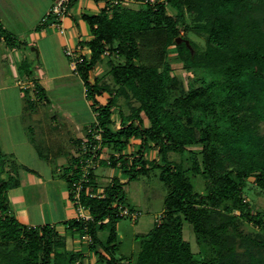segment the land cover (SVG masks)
I'll return each instance as SVG.
<instances>
[{
	"label": "trees",
	"instance_id": "trees-1",
	"mask_svg": "<svg viewBox=\"0 0 264 264\" xmlns=\"http://www.w3.org/2000/svg\"><path fill=\"white\" fill-rule=\"evenodd\" d=\"M167 5L176 12L170 13ZM83 16L93 37L86 41L89 54L78 62L76 71L96 113L87 127V148L100 144L98 156L104 147L111 149L110 157L100 158L99 165L120 168L127 181L160 167V178L170 188L162 222L137 235L140 249L133 264H264V213L254 212L243 195L252 175L264 188V133L260 132L264 0H154L141 8L107 0L99 13ZM190 32L204 35L205 46ZM178 36L188 38L194 52L185 39L177 42ZM1 39L10 46L19 41L0 19ZM172 45L185 69L198 75L188 86L168 60ZM106 51L111 56L113 83L104 74L91 78ZM33 82L36 99L46 98L45 87L35 77ZM23 90L30 107L36 100L29 89ZM105 93L108 98L103 102L100 96ZM120 96L125 97L129 113L123 112ZM116 108L121 114L118 123L113 116ZM98 132L101 139L95 138ZM133 139L139 140V148L125 151ZM154 148L157 155L151 158ZM186 150L191 153L190 171L170 157ZM83 153L72 155L61 173L72 200L73 183L83 172ZM21 165L0 143V168L7 174H0V264H91L84 251L67 247V236L56 225H28L12 213L9 190L19 184ZM188 172L203 177V191L196 189ZM127 181L113 175L100 191L96 170L91 168L89 181L80 190V201L91 218L64 221L66 229L81 238L91 236L89 250L97 254L99 264H125L116 253L120 249L117 221L125 216L121 207H126ZM182 214L193 224L198 240L212 246L210 256L196 257L183 235ZM244 221L258 225L261 233L244 231Z\"/></svg>",
	"mask_w": 264,
	"mask_h": 264
},
{
	"label": "rangeland",
	"instance_id": "rangeland-1",
	"mask_svg": "<svg viewBox=\"0 0 264 264\" xmlns=\"http://www.w3.org/2000/svg\"><path fill=\"white\" fill-rule=\"evenodd\" d=\"M147 1L153 2L154 0H113L114 4H121L132 8L144 7ZM31 2L32 0H21V5L24 9H28ZM167 6L170 13L176 12V9L172 6ZM188 19L190 20L189 17ZM8 28H10L8 29L9 32H13L15 36L17 35L21 38L19 34H16L17 31L15 29L17 27L11 24ZM24 32H26L24 34L29 33V31ZM189 35L201 47L205 46L206 39L204 35L197 34L195 32H190ZM189 42V47L192 52H194V47L190 40ZM16 46L22 48L25 47L26 50L33 55L31 46L25 44L24 41L20 42L19 40ZM38 46L41 48L42 56L37 57V54H35L34 56L26 58L22 61L16 59V62H18L16 66H18V68L20 67L19 70L22 76V78H18V82L21 87L13 86L0 91V104L3 102L5 103V106L0 109V119H6L5 121H7L8 126L13 128L12 137L17 144L21 142V140L25 141V138L28 140H30L31 137L34 138L35 143L42 148L46 156L52 158V164L55 165L59 160L56 154L52 155V147H61L62 149H66L67 142V129L64 125L60 124L59 114H57V111L62 114V112H65V109H69V112L72 113L74 119L86 126L93 124L95 121V111L90 104V100L87 98L83 79L71 67L70 57L69 59L62 57L58 63H55L50 61L47 46L41 42ZM176 49L175 45L169 47L168 60L171 62L174 72L177 73L180 78H182L185 85L188 86L190 80L198 75H196L193 71L185 69L184 62L176 57ZM110 58V53L106 51L103 61L93 69L91 75L92 79L96 75L104 74L105 78L113 83V76L109 71L111 67V64H109ZM113 59L114 61L124 60V58L121 57H113ZM33 72L40 73L42 76L41 78L44 80L42 81L45 86L46 98L36 99L38 96L36 94L37 92L34 90ZM202 74L203 73L200 75ZM22 88L29 89V92L32 93L30 96L36 100L30 107L28 106V102L25 100L24 95H21ZM100 97L102 101L105 102L108 98V94L105 93ZM119 104L124 113L130 112L131 109L124 96H120ZM22 105L23 107L21 108ZM67 115H69V113H67ZM114 118L116 123L120 121L121 114L119 112V108H116L114 111ZM20 124L21 128L15 126ZM260 126L263 127L260 132L264 133V121L260 123ZM2 140L5 146L6 141L4 140V137H2ZM32 143L35 145L34 141H32ZM134 144H136L135 141ZM132 147L135 148V145H132ZM190 147L198 149L200 146L190 145L189 148ZM133 151L136 150L133 149ZM78 153L80 154L83 152L78 151ZM150 153L149 157L156 156L157 149H152ZM111 154L112 150L104 147L101 149L99 159L102 157L109 158ZM170 157L178 162H181L187 171H190L192 159L189 150L184 152H172ZM198 157L199 159L201 158L200 155ZM28 162L29 166L36 169H41L45 163L37 156L28 157ZM21 169H25V171L22 170L20 172ZM95 170L98 173L99 181L102 184L107 183V173L115 174V172H119L118 167L104 164H97ZM160 171V167L152 168L148 174L140 175L138 178L127 181L124 184L126 197L123 203L126 207L132 208L138 212V217L135 219L131 215L124 214L125 216L117 221L120 249L116 254L118 257L123 258V262L125 264H133L135 256L140 249V239L137 238V235L148 233L156 223H160L163 220L165 200L170 188L165 181L160 178ZM19 172V178H27L29 176L27 168H24L22 165L20 166ZM188 173L195 182L196 189L203 191L206 188L203 177L201 175L194 176L191 172ZM0 174H2L1 168ZM2 176L7 177V174L3 173ZM23 189L26 196L30 198L32 202H42L46 197L42 188L36 185H27L23 187ZM102 190L103 188L100 189V191ZM243 195L253 205L254 212L261 211L264 213V188H261L256 184L255 177L253 175L249 177L248 182L243 189ZM30 209L32 213H35V211L32 210L33 208ZM238 212L239 211L237 210L236 213ZM182 217L184 238L190 241L196 257L203 259L210 256L212 246L204 241L200 242L193 224L187 220L183 214ZM242 227L244 231L252 234L261 233L262 231L258 225L249 221H244ZM66 230L67 232L64 234L68 239L67 247L70 249H81L85 252L86 261L91 264H99L97 254L89 250L90 241L86 238H81V236L77 233H73L68 229ZM101 234H107V230H101Z\"/></svg>",
	"mask_w": 264,
	"mask_h": 264
},
{
	"label": "crops",
	"instance_id": "crops-1",
	"mask_svg": "<svg viewBox=\"0 0 264 264\" xmlns=\"http://www.w3.org/2000/svg\"><path fill=\"white\" fill-rule=\"evenodd\" d=\"M54 1L55 0H32L28 9H24L21 5V0H0V19L3 26L7 30L10 29L8 27L11 26V24L17 27L15 29L17 31L16 34H19L21 38L16 36L19 38L20 42L24 41L25 44L30 45L31 51L33 52V55H31L25 47L10 46L6 43L5 39L0 40V91L13 86L21 87L18 78H22V76L19 70L20 67L18 68V66H16L18 64L16 59L22 61L34 56L37 52V57L42 56L41 48L38 46L40 42L47 46L50 61L55 63H58L62 57L69 59V56L65 52L67 46L76 48L78 45H82L83 50H87L88 46L86 41L93 37V33L88 21L83 15L99 13L102 8L107 6V0H75L70 5L67 13L62 16L61 27L42 23V17L53 5ZM24 31H29V33L24 34L26 33ZM33 77L44 86V80L41 78L42 76L40 73L33 72ZM22 94L24 95L23 88L21 91V95ZM29 94L32 93L29 92ZM3 106H5L4 102L0 104V109ZM22 107L23 105L21 108ZM69 111V109H65V112H62V114L57 111L60 124L64 125L67 129V142L66 149L52 147V155L56 154L59 160L57 163L55 162V165L52 164L51 157L41 154L37 146L32 143L31 139L28 140L25 138V141L21 140V142H19L20 144L22 143L21 145L19 143L17 144L12 137L13 128L8 126L7 121H5L6 119H0V143L2 149L6 153L13 155L24 168H27V172L29 173L27 178L20 177L19 184L11 187L9 190L12 213L16 215L20 221L28 225L50 223L56 225L57 229L63 233L67 232L64 221L76 217L77 209L70 197L68 182L61 173L64 167L69 165L72 155L79 154L78 151H84L85 142H82L81 139L84 138L83 141H85L87 127L89 126L75 120L72 113ZM67 113H69V115H67ZM15 126L21 128V124ZM2 137H4L6 141L5 146ZM134 141L136 144H134ZM132 145H135V148H133ZM132 148L135 150L139 148L138 139H133L132 144H129L125 151L131 152L133 151ZM34 156H37L40 160L45 162L41 169L29 166L28 157ZM118 169V173H107L108 178L105 184H102L98 178L102 186L100 189L109 183L113 175H119L122 181L128 180V177L122 173L120 168ZM22 170L25 171V169H21L20 172ZM97 176H99L98 173ZM31 184L42 188V191L45 193L44 195H46L44 201L39 203L32 202L30 198L26 196L23 187ZM30 208H33L32 210H34L35 213H32Z\"/></svg>",
	"mask_w": 264,
	"mask_h": 264
},
{
	"label": "built area",
	"instance_id": "built-area-1",
	"mask_svg": "<svg viewBox=\"0 0 264 264\" xmlns=\"http://www.w3.org/2000/svg\"><path fill=\"white\" fill-rule=\"evenodd\" d=\"M70 1L71 0H55L53 5L46 11L44 16L42 17V23L56 27H61L62 26L61 18L64 14L67 13L70 7ZM65 52L71 59L70 60L71 67L73 68L74 71H76L78 62L82 61L85 58V56L89 54V48L87 47V50L84 51L82 45H78L76 48L67 46L65 48ZM91 129L92 128H90L89 130L91 131ZM95 138L101 139V133L99 132L96 133ZM99 146L100 144H94L93 147L89 150L87 148V141L85 142L84 145V152L86 153L82 158L83 172L81 178L74 181L73 183L75 196L72 201L77 209V216H76L77 218H83V219L91 218V214L87 211L84 204L80 201V190L84 186V183L89 181L90 169L93 167L95 168L96 165L99 164V156L97 154V149L99 148ZM121 212L126 215H131L134 219L138 217V212L128 207H121ZM82 237L86 238L88 241L91 240V236L88 234L83 235Z\"/></svg>",
	"mask_w": 264,
	"mask_h": 264
},
{
	"label": "water",
	"instance_id": "water-1",
	"mask_svg": "<svg viewBox=\"0 0 264 264\" xmlns=\"http://www.w3.org/2000/svg\"><path fill=\"white\" fill-rule=\"evenodd\" d=\"M183 39H184V38H183L182 36H178V37H177V42H181ZM185 41H186V43L190 46V42H189V40H188V39H185ZM37 54H38V52H37Z\"/></svg>",
	"mask_w": 264,
	"mask_h": 264
}]
</instances>
